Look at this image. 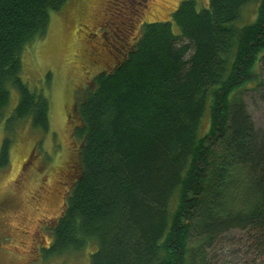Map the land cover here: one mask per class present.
<instances>
[{
	"label": "trees",
	"instance_id": "1",
	"mask_svg": "<svg viewBox=\"0 0 264 264\" xmlns=\"http://www.w3.org/2000/svg\"><path fill=\"white\" fill-rule=\"evenodd\" d=\"M66 2L0 0L1 119L10 89L18 97L5 119L0 170L17 123L49 130V98L22 79L20 58ZM250 5L254 19L242 24ZM123 9L121 56L93 75L73 107L79 142L57 180L60 213L39 230L41 242L43 232L49 238L38 243L41 255L95 243L90 264H207V251L237 230L252 264H264V131L239 92L260 85L264 0L200 8L183 0L170 21L138 26ZM48 159L37 158L35 169Z\"/></svg>",
	"mask_w": 264,
	"mask_h": 264
},
{
	"label": "rangeland",
	"instance_id": "2",
	"mask_svg": "<svg viewBox=\"0 0 264 264\" xmlns=\"http://www.w3.org/2000/svg\"><path fill=\"white\" fill-rule=\"evenodd\" d=\"M182 1L67 0L59 11L49 14L45 37L23 50L21 77L31 89L43 91L48 96L49 130L43 133L33 129L29 119L21 120L14 127L9 163L0 170V202L4 204L0 211V264H90L95 243H87L79 252L46 258L36 243L40 232H37L35 221L40 216L53 220L62 208L64 191L57 190V180L68 170L65 163L79 142L73 136L77 123L73 107L93 75L110 68L115 57L121 56L116 39L121 35L117 31L120 20L116 17L124 11L122 7L126 13L132 11L131 18L138 26L142 21H170L172 12ZM194 1L196 8L208 4V0ZM255 8L256 5H250L243 9L242 24L254 19ZM114 11L116 13L110 15ZM99 23L104 25L102 37L89 36L87 33ZM136 25L135 33L138 31ZM174 31L177 32L176 28ZM257 71L260 85L247 83L239 92L255 128L263 132L264 63ZM17 98V92L10 89L9 103L0 118V145L5 135V119L15 107ZM45 155L49 157L48 163L40 170L35 169L36 159ZM23 228H26V235L20 232ZM43 233L46 235L44 243H47L48 234ZM244 236V232L232 230L220 237L207 251L206 263L252 264L254 256L245 255Z\"/></svg>",
	"mask_w": 264,
	"mask_h": 264
},
{
	"label": "flooded vegetation",
	"instance_id": "3",
	"mask_svg": "<svg viewBox=\"0 0 264 264\" xmlns=\"http://www.w3.org/2000/svg\"><path fill=\"white\" fill-rule=\"evenodd\" d=\"M113 13H111L110 15H112ZM104 28V25H102L101 23H99V24H97V26H96V29H91L87 34L90 36L91 34H94V36H96V35H98L99 37H102V29ZM88 30V29H87ZM88 35H86V36H88ZM94 52V51H93ZM59 184V183H58ZM44 192H47V191H45V189H44ZM57 193H59L60 194V192L59 191H57ZM2 205H4L3 203H1L0 202V211H1V206ZM49 220L47 219V217L46 216H40L39 217V219H37L36 221H35V223H36V228H37V232H39V230H41V227L42 226H44V225H46L47 224V222H48ZM20 232L23 234V235H26L27 234V231H26V228H23V229H21L20 230ZM40 238H38L37 240V242L36 243H44V242H41V236H39Z\"/></svg>",
	"mask_w": 264,
	"mask_h": 264
}]
</instances>
